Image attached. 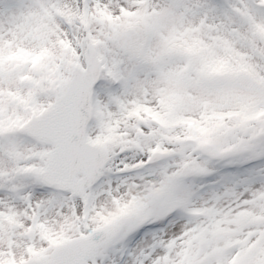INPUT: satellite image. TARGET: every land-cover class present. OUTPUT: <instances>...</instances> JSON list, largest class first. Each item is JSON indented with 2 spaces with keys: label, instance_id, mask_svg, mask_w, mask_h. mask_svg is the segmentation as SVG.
<instances>
[{
  "label": "snow or ice",
  "instance_id": "6c2138e0",
  "mask_svg": "<svg viewBox=\"0 0 264 264\" xmlns=\"http://www.w3.org/2000/svg\"><path fill=\"white\" fill-rule=\"evenodd\" d=\"M0 264H264V0H0Z\"/></svg>",
  "mask_w": 264,
  "mask_h": 264
}]
</instances>
